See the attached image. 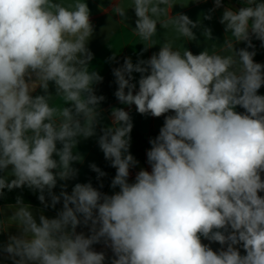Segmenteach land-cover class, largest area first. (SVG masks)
Listing matches in <instances>:
<instances>
[{
    "label": "clouds",
    "instance_id": "clouds-1",
    "mask_svg": "<svg viewBox=\"0 0 264 264\" xmlns=\"http://www.w3.org/2000/svg\"><path fill=\"white\" fill-rule=\"evenodd\" d=\"M243 2L239 10L224 8L220 23L230 36L223 46L198 55L181 43L195 39L198 23L186 14L170 15L174 5L187 3L121 0L115 6L122 21L128 8L134 10L133 32L144 50L160 43L157 25L165 32L158 53L135 64L125 58L113 69L114 95L141 115H174L150 141L151 172L141 169L129 183L138 163L129 151L132 118L123 108L112 109V126L98 137L116 169L111 187L119 191L109 196L90 182L76 183L71 194L53 192L58 179L76 177L78 138L96 135L105 99L94 92L103 77L89 66L88 5L0 0V172L11 168L0 177V196L27 186L39 191L46 207L63 200L55 218L41 214L39 222L20 198L10 206L12 215L0 220V229L12 221L20 232L2 248L13 264H104L105 254L92 248L102 239L114 253L112 264H264V95L258 94L264 64L248 50L253 37L264 47V2ZM214 4L220 8L222 0ZM203 35L211 38V30ZM240 42L247 47L237 51ZM133 73L140 74L138 91ZM49 82L56 99L48 94ZM37 87L45 95L33 97ZM90 167L98 177L106 175ZM81 224L90 225V235L77 233ZM201 237L227 247L214 251Z\"/></svg>",
    "mask_w": 264,
    "mask_h": 264
},
{
    "label": "crops",
    "instance_id": "crops-1",
    "mask_svg": "<svg viewBox=\"0 0 264 264\" xmlns=\"http://www.w3.org/2000/svg\"><path fill=\"white\" fill-rule=\"evenodd\" d=\"M243 1V0H241ZM58 2V0H57ZM90 10V21L93 25V34L90 37L87 47L93 54V59L90 62V67L99 72L103 77L102 82L94 85V92L97 96H103L105 99L101 101L98 106L100 116L98 117L99 123L96 128V135L90 138H78V144L74 149V152L81 156V160L73 162L72 167L78 170L75 178L61 181L58 179L56 187L53 191L61 192L62 190L67 191L71 194V191L76 183H89L94 171L90 165L95 164L98 168L105 161L104 154L98 145V137L102 134L101 129L112 126V115L111 111L113 108H123L128 111L133 123V131H136L146 137L156 133L159 135L160 129L163 127L165 117L167 115H174L173 112L166 113L161 117H153L150 114L141 115L136 111L135 105H124L121 104L114 93L116 92L118 85L115 82L113 75V69L121 67L124 63L125 58H131L135 64L138 60L149 59L153 54L158 53L161 44L164 42V32L159 25H157V39L160 43L144 50V45L141 44L143 41L133 31L135 29L136 16L132 8H128L126 12V19H123L115 14V6L121 2V0H84ZM130 2V0H125ZM177 2L187 3L186 5L176 4L173 6L170 15L175 16L177 14H186L192 21L197 22L198 26L193 29L195 39L193 40H182L183 47L191 51L194 55H198L205 49H210L213 44L220 48L225 43V40L230 33L225 32V26L220 23L223 15L224 8L231 7L228 4L222 2L220 8H215L214 0H177ZM258 2H264V0H258ZM232 8V7H231ZM214 9V10H213ZM235 10V9H234ZM211 16V19H205L206 16ZM211 30V38H207L203 35L204 29ZM252 42V41H251ZM253 44V43H252ZM261 51V59L255 60L257 63L264 64V47L261 46V42L258 44ZM238 51L240 48H246V42H240L234 45ZM249 51H254V48H248ZM115 56V59L112 57ZM134 83H137L138 91V80L140 78L139 73H133ZM35 80V76L32 77ZM264 85H262L263 87ZM261 87V88H262ZM258 90V92L261 90ZM33 97L37 95H45L42 88L37 87L35 91L31 93ZM48 94L53 99H56V86L54 82H49ZM62 101H57V106H61ZM236 111L244 113V109L237 106ZM57 147L60 148L62 145L59 143ZM148 149L144 150V156L140 160H136L138 163L130 168L128 177L129 183L135 182L137 173L141 170H147L151 172V165L147 160ZM58 159V157H54ZM11 172V168L6 171L0 172V177L6 176ZM116 175V174H115ZM115 175L112 177L110 182L107 184L103 194L113 195L119 191V187L112 188L111 182ZM264 179V173L261 174ZM13 177L9 176V180ZM66 185V188H62ZM100 191L99 188H96ZM260 196L264 197V192L259 193ZM17 201L6 202L0 205V220H6L12 215V209L10 206H15ZM25 205L30 206L34 216L39 222V215L43 214L48 218H55L59 211L63 208V200L56 204V207H46L45 205L34 203V202H23ZM6 229H0V264H13V260L8 257L6 253L2 251L3 246L9 242L10 236L20 235L19 230L14 226V222L6 221ZM90 225L84 226L79 225L76 229L77 233H83L85 236L90 235ZM202 243L210 246L212 250L219 252L222 248L227 245H220L218 242H211L201 237ZM241 255H245V251L242 245L236 246ZM93 250L97 252H103L105 254L104 264H112V260L115 258L111 247L106 244L103 239L92 246Z\"/></svg>",
    "mask_w": 264,
    "mask_h": 264
},
{
    "label": "trees",
    "instance_id": "trees-1",
    "mask_svg": "<svg viewBox=\"0 0 264 264\" xmlns=\"http://www.w3.org/2000/svg\"><path fill=\"white\" fill-rule=\"evenodd\" d=\"M222 2L228 4L235 10H239L238 6H245L244 2L241 0H232V2H228L226 0H222ZM252 43L254 45V51L256 55L254 56L255 60L261 59V51L259 49L258 44L260 43L259 40H256L254 37L252 38ZM259 95H264V86L261 88V90L258 92ZM131 141H130V153L133 155L135 160H140L144 156V150L151 148V140H154L158 134L153 133L149 137H146L145 135H142L136 131H131L130 133ZM101 171L106 173L103 177H98V174L96 172L93 173L90 183L93 185L94 188H99L100 192L103 194L105 191V188L107 184L110 182L112 177L116 174V169L111 166V161L106 160L101 164L99 167ZM56 195H59L60 192L53 191ZM40 195L38 190H33L28 188L27 186H23L21 188H15L11 191L8 189L3 190V195L0 196V205L6 202H13L17 201V198H20L23 202H34L42 204L38 196ZM45 198L46 202L50 205V197H48L47 192H45ZM45 205V204H42ZM51 207V206H50ZM56 207V205H55Z\"/></svg>",
    "mask_w": 264,
    "mask_h": 264
},
{
    "label": "water",
    "instance_id": "water-1",
    "mask_svg": "<svg viewBox=\"0 0 264 264\" xmlns=\"http://www.w3.org/2000/svg\"><path fill=\"white\" fill-rule=\"evenodd\" d=\"M226 1L232 2V0H226ZM242 7H244V6H241V5L238 6L239 9L242 8Z\"/></svg>",
    "mask_w": 264,
    "mask_h": 264
}]
</instances>
